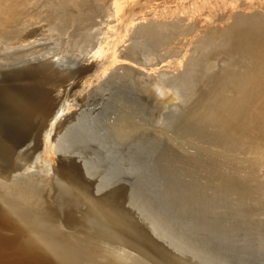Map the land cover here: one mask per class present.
<instances>
[{"label":"bare ground","instance_id":"obj_1","mask_svg":"<svg viewBox=\"0 0 264 264\" xmlns=\"http://www.w3.org/2000/svg\"><path fill=\"white\" fill-rule=\"evenodd\" d=\"M40 2L0 0V61L25 63L30 61L25 60L29 59L27 55L39 54L38 47L47 48V43L21 38L31 21L28 17L46 12ZM57 5L59 16L53 22L54 30L64 31L69 24L82 20L96 23L95 17L103 13L106 18L97 33L102 37L88 55L76 59L68 61L64 52L60 55L62 51L52 53L66 62L47 57L23 67H11V61L10 67L4 68L0 62V264H210L192 253L182 257L188 253L185 249V254H179L178 250L175 255L176 249L160 242L161 234L167 236V232L158 235L159 241L151 226L149 230L156 216L146 202L136 200L140 197L133 192L131 196L128 194L129 185L116 184L104 194L96 195L97 178L90 172L93 184L89 170L86 171L89 176L84 175L88 158L76 157L80 164L81 158L86 160L83 171V166L74 160V152L69 154L65 150L74 154V158L62 157L66 154L63 151L60 158L56 156L54 142L71 122L77 121L82 107L76 104L80 102L83 106L80 100L84 91L97 88L110 73L121 74L130 87L142 88L147 99L151 97L155 101L152 105L156 104L160 110L164 103L168 105L166 102L176 99L174 89H177L180 96L182 93L184 107L169 115L168 127L186 143H176L168 135L170 132L157 127L154 129L158 130L153 129L155 132L152 130L155 135L150 136L153 145H163V156L171 153V162L179 169L193 170L214 184L216 193L206 195L200 187L195 190L192 209L199 211L203 203L216 206L221 199L225 206L234 208L233 213L238 216L234 220L240 222L248 216L240 215V208H248L250 204L264 208V0H58ZM42 34L48 35V30H42ZM141 51L149 64L139 59ZM159 58L166 63L159 66ZM126 113L122 120L121 114L118 115L126 128L115 129L120 123L116 115V132H110L123 142L144 132ZM30 139L33 146L27 145L30 149L21 151V146ZM184 144L194 151H188ZM36 151L51 164L48 173H42V169L36 175L26 172L29 164L42 167L39 163L43 161L37 160ZM84 153L92 156V152ZM78 154L82 156V152ZM46 166L49 168L48 163ZM231 194L237 197L235 202ZM127 199L131 201L128 202L131 209L138 201L141 206L135 207L139 211L146 208L148 216L144 218L153 221L145 223L144 211L138 214L133 213L136 208L129 210ZM136 214L142 216L138 219ZM225 214L221 212V220ZM199 221L205 228L216 224L204 215ZM155 222L156 226L153 223L152 226L160 227ZM177 244L174 242L176 247Z\"/></svg>","mask_w":264,"mask_h":264},{"label":"rangeland","instance_id":"obj_2","mask_svg":"<svg viewBox=\"0 0 264 264\" xmlns=\"http://www.w3.org/2000/svg\"><path fill=\"white\" fill-rule=\"evenodd\" d=\"M40 1H41L40 3L42 4V7H44L43 8L44 11H46V12L40 13V15H38V16H33V17L29 16L28 17L31 19V21H29L27 24V28H28L27 32L25 34H23V36L21 38L28 37V38H30L31 42H42V43L44 42L45 44L47 43L46 44L47 48L45 46L44 47H38L37 50H39V51L37 53H39V54L34 53V54H32V56L27 55V56H29V59H28V57H26L27 59L25 58V60H30V61L25 62V63L20 62L19 64L16 65V63H18L19 61L16 60L17 61L16 62L14 60L16 62L15 63L13 60H10L9 62L12 61L10 64L8 61L4 60L7 63L6 64L5 62H3V60H1L2 62L1 61L0 62L2 64H4V65L0 64L1 67H3V68L4 67H10V66L14 67V65H15V67H18V66L23 67L26 65H32L33 63L37 64V63L41 62L42 60H46L47 57H48L47 59L52 57L50 59H53V61H56L57 58H61L60 60H63L62 57H59V54L57 56V53H60L61 51H62V54L60 53V55L63 56V54L65 53L64 57L66 56L67 60H68V58L69 59L70 58L76 59L77 56H79V55L84 56L85 54L90 53L89 51H92L93 46L96 45V43H97L96 40L99 37H102V35H98L97 33H98L100 27H102V25H103L101 23V21L103 22L104 19L106 18V16H102L103 13L101 14V16L95 17L96 23H90L88 21L85 22L82 20L81 22L78 21L76 24L75 23L69 24L68 27L64 31H58V30H54L52 28L54 20L58 18L57 16H59L58 15L59 14V8L57 5L58 0H40ZM101 6H103V4H101ZM103 12H104V10H103ZM42 30H48L49 34L48 35L42 34ZM47 40H49V41H47ZM40 48L42 49L41 52H40ZM46 49L48 50V52L46 51ZM43 50L46 52H44ZM55 51L57 53L52 54L53 52L55 53ZM142 53L143 52L141 51L140 52L141 55L138 54V55H140L138 57L140 60L143 59V60H141L142 62L147 63V61H146V59ZM68 55L69 56L72 55V56L69 57ZM54 56H56V57L54 58ZM171 58L172 57H170V59ZM66 59L64 58V60L62 62H66ZM160 59L161 58H159V60L156 59V60H158V62L160 61L159 63L157 61H155V62H157L159 64V66H162V63H164V60H162L163 58L161 60ZM165 63H166V61H165ZM9 64H10V66H9ZM147 64H149V63H147ZM148 66H150V65H148ZM115 73L116 74L110 73L107 75V78H109L110 80L107 78H104L105 80L103 81V79H101V81L99 82V85H97V88L94 87L92 89L87 90L88 93L86 91H84L85 94L83 93L84 96L81 98L82 100H80L82 102L83 106H81V104H79L80 102L78 104H76L78 102V100L75 99V100H77V101H75L76 102L75 104L79 105V108L82 107L81 109H79V111L77 113L79 115V116L77 115L78 119H75L78 122L77 121L71 122V124L72 123H74V124H72V126H71V124H69V127H66L67 129H69V131L65 128L62 131L63 133L61 132L62 135H64V136H62L60 133L61 136L56 137L58 140V141H56V139H55V142H54V145H55L54 150H58V151H55L56 156L62 154V151H63V153L64 152L66 153V154H63L62 157H64V155H68L69 158H71V156H72V158H74L73 155L76 154L74 160L77 161L78 164H80V161H79V158L76 159L77 155H78V157L86 158V160L88 158L87 162H89V163H88V168L86 170L84 169V167L86 166L84 164H87V163H85L86 162L85 159L81 158L83 161L80 159L81 162H83L80 165L83 166V167L81 166L83 168V171L85 170L84 175H85L86 171L89 170L88 174L91 177L90 179L93 180V178H97V179H94L97 182V183L96 182L95 183L98 184V185L95 184L97 186V189H96V186H94V192L99 191L97 193H100V194H97L95 192V194L98 196H100L102 193L104 194L103 191L107 192L110 190V188L113 189V187L116 184H118V185L124 184V186H126L125 184L129 185L130 190L128 192H130V193H128V194H130V196H131V192H133L134 194H136L134 196H136L138 198L140 197L139 199H137L136 197L133 196V199H135V198H136V200L142 199L144 203L146 202L145 203L146 206L150 207L149 210L153 211V213H154L153 216L154 215L156 216L155 221H157V224H159L160 227H158V228L153 227L154 225L156 226V222L154 221V223L152 222L154 225L152 223H151V225L149 224V230H150V226H151L152 230H154V231L151 230V232L155 233V235L157 234L156 235L157 237H159L161 233L166 234V232H167V236L166 235L162 236V234L160 236L164 239L161 238V241H160L159 240L160 237H159L158 240L160 242L163 241L162 243H165L172 250H173V248L176 249V251H173V252H175L174 253L175 255H176V252L178 250H180L178 252H179V254L181 253V255L185 254V251L188 252L185 256H182V257L189 256L192 253V254H194L193 256L196 255V257H199L201 259H205V261L207 263L210 262V264H223V263L224 264H226V263H228V264H264V208L259 207L258 205L255 206V204H250L249 206L251 208L250 207L244 208V209L240 208L238 210L240 215H246V214L248 215L243 221H240V222H237V220H234V219L238 218V216L233 213L234 208L233 209L230 208L231 206H229V205L225 206L224 204H226V203H221V199L219 201H217L218 203L216 204V206H211L210 204H208L209 205L208 206L207 204L203 203L204 205H201V206L199 205V207H198L199 211L193 210L190 203L194 204L193 203L194 200H191V199H194L193 197H195V195H197L196 191H199L198 187L205 190V194L208 195L207 192L213 191V193H216V190L214 191V189H213L214 184L213 183L210 184L211 181L207 182V180H209V178L207 179V177L205 176V178H206L205 179L204 176H201L200 174H199L200 175L199 176L198 173L194 172L193 170H187V172H186L185 170H182L181 168L179 169L178 166H176L173 162H171V157H169V156H171L170 155L171 153H168V152L166 153V154H169V156H167L169 159L165 155L163 156V154H162L163 153V145H161V146H160V144L159 145H156V144L153 145L151 143V136L153 137V135H155L154 130H158V129H154L155 127L159 128V129H166L167 132H170V134L168 133V135H171V137H173V139L176 141V143L177 142L186 143V141H181L183 139L180 138L179 136H177V134L173 133L174 131H172V129H169V127H168L169 126V120H170V119H168V118H170L169 115L172 114V112L178 113L184 107L183 106L184 105V99L182 97V93L180 96V94L177 92V89H174V91L176 90L175 92L177 93L176 99L173 100V102L171 101V103L166 102V104H168V105H165V103H164L162 105L164 107H162L160 110L156 104L152 105V103H155V101H153V99L151 100V97L148 96V98L150 100L147 99V96H146L147 94H145L146 92L143 91L142 88L137 87L138 88L137 89L134 87H130L129 81L126 78L124 79V77H122L121 74H119L117 72H115ZM76 80H78V79H76ZM75 81L73 80V82H75ZM101 85L103 86L104 89H102L100 87ZM142 91L145 93H143ZM179 92H181L180 89H179ZM81 93L82 92L80 91L79 94H81ZM150 94H153V93H150ZM194 102H195V100H194ZM98 103L99 104L101 103V105H100L101 108L99 107ZM102 104L106 105V106L108 105L109 108L106 107L107 108L106 109L105 106L103 108ZM95 106H97L99 109L98 108L96 109ZM114 106H116V107H114ZM134 106H135V108H134ZM93 108H95L96 110H99V111H96ZM93 110L96 113H94ZM102 110H103V113H102ZM160 111H161V113H160ZM87 112H89L90 114L92 113L91 116H89L90 114L89 113L87 114ZM99 112H101V113H99ZM121 112H124V113L121 114ZM126 112L130 113V116H131L130 118H132V121L134 123L136 122L135 123L136 125H140L143 128L144 132H143L142 136H140V135L134 136L136 139L134 137L130 136L128 138L129 140L127 139L126 141L123 142L121 140H118L119 138L118 139L116 138L117 137L116 134H115V138H114V136L112 135V133L110 134V132L114 131L113 134L116 132V130H114V128H115V125L117 123H115V122H118V121H120V123L118 122V125H116L115 129H117L118 126H119L118 129L121 128L122 126H124L122 128H126V126L124 124L125 121L124 120H123V122L121 121L122 119H125L126 116L125 117H123V116ZM127 113H126V115H127ZM120 114H121V116H120ZM131 114H133V116ZM81 115H82V117H81ZM85 115H87V116H85ZM116 115H117L118 121H116L117 120L115 118ZM118 115L120 116L121 120L119 119ZM80 117H81V119H80ZM93 117H95V118L93 119ZM78 124H79V126H78ZM119 124H122V125L120 126ZM107 125H109L110 127ZM111 126H113L112 127L113 130H110V129H112ZM70 127H73V128H70ZM108 127L110 129H108ZM108 130H109V132H108ZM66 131H68V132H66ZM72 131H74V132H72ZM71 132L73 135L71 134ZM67 133H68V135H67ZM70 137H71V139H70ZM76 137H78V138H76ZM64 138H65V140H64ZM73 138H74V140H72ZM147 138H148V140H147ZM60 139H61V141H60ZM144 139L147 141H145ZM136 140H138V141L140 140V141L137 142ZM29 141H31V142L29 143ZM29 141L24 143L25 144L24 147H22L23 145L21 146V149H22V150L20 149L21 151L28 150L33 146L32 145L33 141L31 139ZM59 141H60V143L58 144ZM141 141H142V143H141ZM61 142H62V144H61ZM60 144L64 146L63 147L64 149L61 148L62 146ZM163 144H164V141H163ZM27 145L30 148L27 147ZM57 145H59V147H57ZM146 145L148 148L145 147ZM184 145L187 146V147H185V146L184 147L187 148L188 151H194V148H191L192 146H189L188 144H184ZM56 147L58 149H56ZM160 148L162 149L161 151H160ZM189 148H191V149H189ZM66 149L69 150V152H70L69 154H71L73 152H74V154L69 155L68 151H65ZM83 151L85 152L84 154H86V155L89 154V152H92V156L83 155ZM86 151H89V152L86 153ZM80 152H82V156H79L80 154H78V153H80ZM38 153L40 154V151H36L37 156L35 154H34V156H36L37 160L39 159V162L43 161L42 163L38 162L40 165H42L43 168L38 167L39 165L37 163V160H35L36 158L32 159L34 161V163L36 161L35 165L37 164L38 166L36 168V166H30V164H29L28 168H29L30 172L28 169L25 168L26 172L30 173V175H34V174L36 175V173L41 174L42 170L44 171L42 173H46L47 171L49 172L51 169V164L47 160L43 159L45 157H41L40 155H38ZM159 153H161V154H159ZM88 156H90L91 158H89ZM60 157H61V155L59 156V158ZM65 157H67V156H65ZM45 161H47V162H45ZM34 163L31 162L32 165H34ZM43 163L46 165L48 163L49 168L46 169L47 166L46 165L43 166L44 165ZM90 163H91V165H90ZM172 164H174L175 168ZM169 165H171V166H169ZM167 166H169V167H167ZM31 167L32 168L35 167V169L33 168L34 171H33V169H31ZM90 172L93 174V178H92V176H91L92 174H90ZM88 174L86 173L87 176H89ZM194 174L196 175L195 177H194ZM191 175H193V176H191ZM87 176H86V178H87ZM191 178H192V181L194 180L193 181L194 183L191 181ZM198 178L200 179V181ZM196 179H198V180H196ZM94 180L92 181L93 184H94ZM197 181L199 184L197 183ZM183 183H184V185H183ZM204 183H208L209 185L212 186V188L209 187L208 184H204ZM121 186L122 185H120V187ZM185 186H186V188L188 187L187 188L188 190L185 188ZM203 187H205V188H203ZM107 188H109V190L106 191ZM189 189L192 191L190 192ZM232 194L235 195L234 193H232ZM231 195H229V197ZM218 196H221V192H219ZM187 197H189L190 200ZM235 198H237V197L236 196L232 197L233 201L235 200ZM128 199L126 200L127 201L126 207L131 204V203H129V205H128V202H131ZM233 201H232V204L235 202V201L234 202ZM133 202H134V200H133ZM136 202L137 203H135V204H137V205L140 204L138 201H136ZM207 202H208V200H207ZM135 204L133 203L132 207L137 209L138 206L135 207ZM140 206H141V204L139 205L138 208H140ZM132 209L130 207L129 210L132 211ZM136 209L135 210L133 209V213H135L134 211H137L136 213H138V212L141 213V211L142 212L144 211V214L143 213H141V214H143L142 218L145 219L144 220L145 223H147V222L150 223L151 221H153V220L149 221V219H151V218H148V221H146L147 219L144 218V216L145 217L148 216L146 214L147 213V211L145 210L146 208L143 210H140V211H139V209H137V210ZM201 209H203V210H201ZM207 209H209V210H207ZM223 211H225L226 214L222 217V220H221L220 216H221V212H223ZM210 212H212V213H210ZM208 213L210 214V217H209ZM217 213H220V214L217 215ZM202 215H204L205 219H206V217H208L209 221L211 220L210 222L215 221L216 224L214 223L212 226L211 225L206 226V228H205V226L201 224V221H199V220H201ZM138 216L139 215H137L136 217L139 219V217L142 215H140L139 217ZM143 219L141 220L142 222H143ZM252 219H254L256 222L253 223ZM215 225H217V226H215ZM155 228H157V229H155ZM155 230H156V232H155ZM170 236L172 238H170ZM174 238H175V241L173 240ZM165 239H167V240L169 239V240L166 241ZM164 240H165V242H164ZM167 242L171 247L167 244ZM174 242H175V245L178 242H180L181 244L180 245L177 244V247H176L174 245ZM178 246H181V247L178 248ZM233 247H234V249H233ZM184 249H185V251H184ZM181 251H183L184 253H182ZM219 258L220 259L222 258L224 260H222V259L220 260ZM216 259H218V260H216Z\"/></svg>","mask_w":264,"mask_h":264}]
</instances>
